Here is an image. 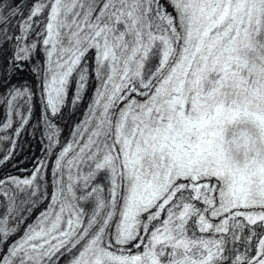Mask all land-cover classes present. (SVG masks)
<instances>
[{
    "label": "snow or ice",
    "instance_id": "obj_1",
    "mask_svg": "<svg viewBox=\"0 0 264 264\" xmlns=\"http://www.w3.org/2000/svg\"><path fill=\"white\" fill-rule=\"evenodd\" d=\"M0 264H264V0H0Z\"/></svg>",
    "mask_w": 264,
    "mask_h": 264
}]
</instances>
